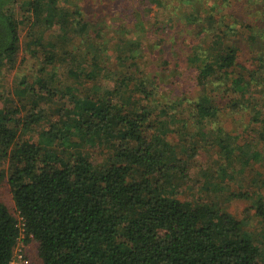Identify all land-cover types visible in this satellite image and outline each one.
I'll use <instances>...</instances> for the list:
<instances>
[{
  "label": "trees",
  "instance_id": "trees-1",
  "mask_svg": "<svg viewBox=\"0 0 264 264\" xmlns=\"http://www.w3.org/2000/svg\"><path fill=\"white\" fill-rule=\"evenodd\" d=\"M59 2L0 0V70L15 64L20 27L27 24V49L39 55L42 66L54 64L59 57L63 71L77 82L63 83L57 73L37 76L31 84L20 82L16 93L24 96L20 102L21 109L27 108L25 114L17 106L0 103V162L9 164L7 183L23 217L27 241L36 245L35 259L41 264H264L262 250L244 228L245 221L217 201L196 196L190 187L186 188L189 194L179 198L185 189L172 183L178 174L186 176L181 155H197L198 149L186 141L191 136L205 139L208 124H212L209 143L218 147L216 154L223 164L217 177L234 172L235 161L244 174L252 163L264 160V145L258 148L247 138L240 143L239 137L222 134V126L214 123L226 95L232 108L249 101L251 122L259 125V142L264 141V118L256 101L264 83V55L254 57L257 66L242 65L234 40L236 28L228 26V43L220 49L216 45L221 33L212 34L215 47L207 54L186 47L190 50L186 59L196 74L197 97L180 96L160 104L154 97L160 91L158 70L143 74L133 50L118 56L116 68L107 74L100 65V54L106 50L102 44L91 40L87 55L79 58L72 41L85 35L93 19L84 18L80 9L58 6ZM154 2L135 0L128 6L123 1V6L145 14ZM178 2L185 9L178 20L185 21L181 25L177 20L181 26L174 24L172 29L196 25L197 35L211 33L202 21H212L214 5L202 17L197 0ZM16 5L17 14L10 9ZM52 28L62 35L51 33ZM147 29L158 33L157 53H165L166 31L161 29L166 27L149 24ZM183 38L190 42L189 37ZM256 39L250 35V42ZM128 57L132 65L125 68ZM161 64L167 67V59ZM90 81L94 84L81 93L77 85ZM185 105L187 117H180L184 114L180 107ZM174 119H180L176 143L168 135ZM34 126L40 131L36 139L30 136ZM190 126L198 131L189 132ZM100 147L111 151L103 160L86 150ZM249 184L259 190L256 177ZM202 187L220 195L224 190L206 180ZM249 208L264 227V195L258 192ZM18 233L14 215L0 201V264H10Z\"/></svg>",
  "mask_w": 264,
  "mask_h": 264
},
{
  "label": "rangeland",
  "instance_id": "rangeland-1",
  "mask_svg": "<svg viewBox=\"0 0 264 264\" xmlns=\"http://www.w3.org/2000/svg\"><path fill=\"white\" fill-rule=\"evenodd\" d=\"M123 1H127L128 6L135 4V0H60L58 6L64 8L65 5L68 9H80L84 18L87 20H90L88 18L93 19L89 21V29L85 35L73 38L71 48L76 51V54H79V58L82 57L80 54L87 55L88 44L93 40L94 45L102 44L103 47H106V50L100 54V65L102 68L104 67L106 74L116 68V58L118 56L128 55L131 50H133L135 55L134 62L139 65L143 74L154 73L158 70L156 74L159 75L157 82L159 83L160 91L159 94L156 92L154 97L158 102H161L160 104H164L167 100H178L180 96L193 99L197 97V89L193 85L196 74L195 70L192 69L191 63L186 59L187 54L190 53V50H186V47L191 48L194 46L196 49L200 48L201 51L207 54V52L211 51V46L212 48L215 47L211 43L212 34L217 35L221 33L222 35L219 34L217 36L221 38L219 44L216 45L220 49L223 43L227 42V37L225 36L229 31L228 26L236 28L237 32L234 35V40L238 45V61L242 65L257 66L258 63L256 61L254 65V57L257 54L264 55V0H197L198 6L201 5L200 11L202 17L206 16L205 10L208 6L214 5L215 8L211 14L212 21H202V24L209 27L208 31L211 33L204 32L201 35L196 34L200 28L196 25L193 29L180 27L182 30L177 32L172 29V26L178 24V21H180L181 25L185 21L183 19L178 20V17H181L185 13L184 6L178 0H155L151 5V9L147 10L145 14L125 10ZM10 9L16 14L19 11L17 5ZM149 24H159L166 27V29H161V33L166 31V39L164 41L165 53H157L158 48L161 46L158 42V33H154L151 30L149 32L147 29ZM27 26L25 24L20 27V51L16 57L15 64L10 69L2 67L0 70V103L9 107L17 106L20 109L22 108L20 98L24 96L18 95L16 90L21 87L20 82L22 81H24V84H31L37 76L47 77L51 73H57L61 82L74 85L77 83L74 78L68 76L63 71L60 66L59 57L52 65H41L42 62L39 55H33L26 47L25 42L28 37L26 35ZM96 31L99 32V35L94 34ZM51 33H54L56 36L62 35L60 30L58 31V29L53 28ZM250 35L257 36V39L250 42ZM186 36L189 37L190 42L183 41L185 40L183 37ZM61 41L63 39H60L58 42L60 45L63 43ZM135 42L136 44H134ZM216 52L212 50L213 55ZM130 57L126 60L125 68L127 67L126 65H132ZM164 59L168 61L167 67H164L165 69L162 67L163 64H161V60ZM120 67L121 65H119V70H122ZM172 81L176 82V85H173ZM92 84L94 82L91 83L90 81L84 85L81 84L82 86L80 87L77 85V88L84 94ZM263 91L264 83L260 85L258 97L256 96V101H258V105H261L262 108V118H264V95L259 93ZM213 93L216 94L214 90ZM132 100L133 97L130 93L128 102L132 103ZM250 102L253 105L254 99L251 98ZM24 103L25 106H28V99ZM248 103L249 101H242L238 106L235 105L236 108H232L228 103V95H226L221 101L218 119L214 123L222 126V134L239 137L240 143L247 138L248 140H252L254 146L259 148V146L264 145V141L260 139L261 142H259L257 134L259 125L251 122V109L247 108ZM180 109L184 111V114H181L180 117H187L186 114L189 111V106L185 105V107L182 106ZM26 110L21 109V114H25ZM176 120L170 121L169 128L171 132L168 134L169 139L175 143L178 138L176 127L179 128L180 126V119L177 122ZM211 126L212 124L207 125L205 139H203L204 136H191L186 141L188 146L198 149L197 155L190 157L186 154L184 156L181 155L182 162H184L182 171L186 176L184 178L182 174H178L179 176H176L172 183L179 185L182 190L185 189L184 193L180 192L179 198L187 196L189 192L186 188L190 187L196 196H201L206 201H217L223 209L230 212L234 217L245 221L244 228L253 233L255 242L259 244L264 256V227L261 224V220L254 214V210L249 208L252 198L255 199L258 192L264 195V160H261L259 163H252L248 167L247 172H245L246 174H243V172L239 173V167L237 161H235L232 164L235 168L234 172H228L226 169V177H217L220 166H223V164L216 154L218 147L212 146L209 143ZM194 131H198L197 127L190 126L189 132ZM39 132V127L34 126L30 131V136L36 139ZM86 150H89L93 158L99 160H103L108 156L107 153L111 152L108 147L87 148ZM8 167L9 164L7 162H0V201L15 216L17 211L7 183ZM254 177L258 179L257 186H260L259 190L249 184V182L253 183ZM204 180L211 182V184L216 183L220 187L223 186V195L214 193L212 190L207 191L203 188L202 184ZM239 192H242L246 197L230 196V193L236 194ZM24 253L31 256L26 255L29 259V264H41L35 259L36 245L34 242L26 240Z\"/></svg>",
  "mask_w": 264,
  "mask_h": 264
},
{
  "label": "built area",
  "instance_id": "built-area-1",
  "mask_svg": "<svg viewBox=\"0 0 264 264\" xmlns=\"http://www.w3.org/2000/svg\"><path fill=\"white\" fill-rule=\"evenodd\" d=\"M14 217L16 219V226L18 228L19 233L13 249V256L12 260L10 261V264H29V259L24 253V246L27 240L23 225L24 220L18 211Z\"/></svg>",
  "mask_w": 264,
  "mask_h": 264
}]
</instances>
